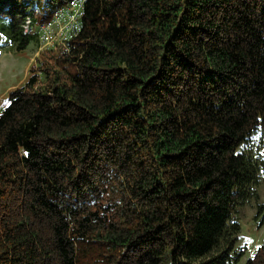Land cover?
Returning a JSON list of instances; mask_svg holds the SVG:
<instances>
[{
    "label": "trees",
    "instance_id": "trees-1",
    "mask_svg": "<svg viewBox=\"0 0 264 264\" xmlns=\"http://www.w3.org/2000/svg\"><path fill=\"white\" fill-rule=\"evenodd\" d=\"M27 1L0 0L19 50L27 15L70 0ZM82 22L0 111V264H237L264 0H85ZM244 264H264V244Z\"/></svg>",
    "mask_w": 264,
    "mask_h": 264
},
{
    "label": "rangeland",
    "instance_id": "rangeland-1",
    "mask_svg": "<svg viewBox=\"0 0 264 264\" xmlns=\"http://www.w3.org/2000/svg\"><path fill=\"white\" fill-rule=\"evenodd\" d=\"M42 13L39 10L38 16ZM39 23V20L34 22L30 32L34 37L21 50L17 49L0 30V111L7 105L9 93L22 84L31 73L32 65L37 64L45 55L63 50V45L50 48L40 46L37 37ZM242 149L257 160L260 171L259 183L256 187L257 198H252L239 206L233 214V219L240 224L235 246L237 249H245L244 255L237 264H244L247 257L251 256L259 245L264 244V221H261L262 214H257V203L264 201V128L252 134L243 144Z\"/></svg>",
    "mask_w": 264,
    "mask_h": 264
},
{
    "label": "built area",
    "instance_id": "built-area-1",
    "mask_svg": "<svg viewBox=\"0 0 264 264\" xmlns=\"http://www.w3.org/2000/svg\"><path fill=\"white\" fill-rule=\"evenodd\" d=\"M84 1L70 0L56 8L50 19L38 24L37 37L40 46L50 48L63 45V50L69 49L68 42L79 34L83 26ZM22 27L24 33L31 32L30 16H26Z\"/></svg>",
    "mask_w": 264,
    "mask_h": 264
}]
</instances>
